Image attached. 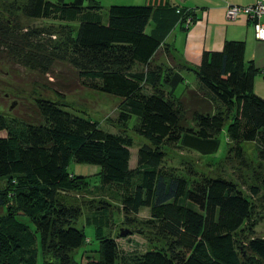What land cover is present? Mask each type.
<instances>
[{"label": "trees", "instance_id": "obj_1", "mask_svg": "<svg viewBox=\"0 0 264 264\" xmlns=\"http://www.w3.org/2000/svg\"><path fill=\"white\" fill-rule=\"evenodd\" d=\"M16 2L19 13L0 11V53L42 74L54 61H66L85 89L119 97L117 123L124 131L135 116L132 131L144 141L131 167V137L103 130L58 100L36 98L30 120L0 113V264H264V237L253 235V204L237 183L218 176L188 180L164 165L163 147L215 153L226 123L234 157L244 163L240 143L254 141L264 163V99L254 91L264 67L245 61V42L226 40L221 50L203 51L191 70L196 87L185 86L177 95L186 67L158 62L159 54L170 61L172 56L160 49L161 37L144 30L151 6L109 5L104 22L95 0ZM171 9L175 23L187 28V17L192 23L188 9ZM19 16L59 26L22 27ZM54 34L58 40L51 39ZM196 100L208 105L203 111L194 107L186 126L184 103ZM70 160L97 165L99 182L90 185L86 176L68 172ZM254 179L252 196L264 188V170ZM78 191L98 197L99 205L89 211L102 210L87 219L95 224L98 246L83 263L73 253L85 242L83 230L74 226L81 207L69 196ZM112 203L125 224L129 214L147 207L149 217L138 232L160 247L121 253L102 229L109 225Z\"/></svg>", "mask_w": 264, "mask_h": 264}, {"label": "rangeland", "instance_id": "obj_2", "mask_svg": "<svg viewBox=\"0 0 264 264\" xmlns=\"http://www.w3.org/2000/svg\"><path fill=\"white\" fill-rule=\"evenodd\" d=\"M49 1L55 2L56 0ZM18 5V2L12 4V0H0V11L4 15L7 14L6 12L9 9L12 12L19 13L17 12ZM19 22L22 27L37 26L56 29L59 26L58 21L30 19L23 16H19ZM70 26L73 29L75 28V24H70ZM58 38L57 34L51 37L52 40H58ZM2 53H0L1 114L30 120L34 117L33 104L36 98L58 100L65 105L64 108L66 110L97 122L98 126L103 130L121 132L131 137L133 145L129 149V166L132 167L135 164L137 147L144 140L136 136L132 131L131 127L134 124L135 116L130 118L127 126L124 127V131L117 123V104L120 100L118 96L85 89L80 84L73 68L66 61H54L51 70L46 74H42L7 59ZM187 80V82L195 80L193 73L189 74ZM184 105L186 110L183 124L190 126L189 114L191 110L197 107V109L203 111L208 104L206 101L196 100L186 102ZM227 125L228 123L225 124L221 133L218 134L219 146L215 153L204 155L181 147H163L165 151L164 165L172 167L177 174L186 177L188 180L198 179L201 176H218L237 183L253 204V221L255 222L253 235L264 237V188H260L258 195L255 196H252L249 190V187L255 184V173L264 170V163L258 159L254 141H242L240 143L245 152L246 160L244 163H240L234 157L233 151L230 150L232 145L226 137ZM3 134L4 131H0V136H3ZM67 170L75 175L86 176V180L90 185L99 182V167L97 165L76 163L70 160ZM188 173H192V176H189ZM3 183L4 180H1L0 184L2 185ZM69 196H73V201L79 202L81 207V214L75 221L74 226L83 230L85 242L73 253L74 258L83 263L86 261V255L91 256L89 251H95L98 246L97 240L94 238L95 224L93 222L88 223L87 219L92 220V217H97L99 215L97 212L102 210L91 212L87 209L90 206L99 205L97 203L98 197L96 196L89 195L83 191L72 192ZM112 205L114 208H112L109 225L107 228L103 225L102 229L114 238L121 253L124 255L140 253L160 247V243L149 242L144 234L138 232L139 229H143L142 222L149 217L147 207H142L137 214H129L130 224H125L124 216L117 209V203H112ZM20 219L31 226L26 217H21ZM120 229L125 230L126 234L119 235L118 231ZM37 264H39V261Z\"/></svg>", "mask_w": 264, "mask_h": 264}, {"label": "crops", "instance_id": "obj_3", "mask_svg": "<svg viewBox=\"0 0 264 264\" xmlns=\"http://www.w3.org/2000/svg\"><path fill=\"white\" fill-rule=\"evenodd\" d=\"M102 7L103 21L105 9L109 5H149L152 13L145 26V32L161 37L160 49L167 48L172 56L170 61L164 54L158 55V62L181 64L182 84L175 89L180 94L184 87L194 89L196 79L187 82L191 70L197 67L203 51L221 50L226 40H243L245 42V61H253L258 69L264 67V42L254 37L252 23L245 15L235 20L225 16L227 4L251 5L258 0H95ZM188 9L193 13V21L187 27L175 23L171 7ZM264 22V16L262 17ZM190 69V70H188ZM194 75V74H193ZM195 77V76H194ZM254 91L264 99V74L255 76Z\"/></svg>", "mask_w": 264, "mask_h": 264}, {"label": "built area", "instance_id": "obj_4", "mask_svg": "<svg viewBox=\"0 0 264 264\" xmlns=\"http://www.w3.org/2000/svg\"><path fill=\"white\" fill-rule=\"evenodd\" d=\"M239 15H245L252 23L254 30V37L258 41H264V0H258L251 5H235L227 4L225 8V16L229 20H235ZM191 19L187 17L183 23L186 27L190 25Z\"/></svg>", "mask_w": 264, "mask_h": 264}, {"label": "water", "instance_id": "obj_5", "mask_svg": "<svg viewBox=\"0 0 264 264\" xmlns=\"http://www.w3.org/2000/svg\"><path fill=\"white\" fill-rule=\"evenodd\" d=\"M120 234L121 235H125L126 234V231L125 230H120Z\"/></svg>", "mask_w": 264, "mask_h": 264}]
</instances>
